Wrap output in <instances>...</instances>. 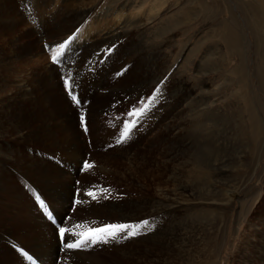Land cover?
<instances>
[{
	"label": "rangeland",
	"instance_id": "1",
	"mask_svg": "<svg viewBox=\"0 0 264 264\" xmlns=\"http://www.w3.org/2000/svg\"><path fill=\"white\" fill-rule=\"evenodd\" d=\"M43 1L48 2V5H37ZM59 1L3 0L4 10L7 8L6 13H10L12 18L9 19L10 15L2 16L4 24L7 22L9 26L3 25L0 28V97L6 99L7 96L15 95L22 79L28 83L26 91L32 88L38 90L40 85L37 79L41 80L39 75L42 68L48 64L58 69L56 71L59 73H55L58 78L55 77L54 81L50 79L48 86L41 85L46 91L29 95V101L27 96H17L14 104L10 102L7 106V100L3 104L7 108L11 104L13 108L10 109L14 114L19 113L18 105L29 110L27 119L30 116V119L35 120V126L38 131L44 132L43 135L47 131L50 136L60 135L56 141L44 136L43 142L39 140L38 143H31L30 138L21 144L23 146L15 142V149L21 153L17 159L27 162L60 158L61 161H70L68 155L74 149L79 152V146L72 147L70 153L66 152L68 148L65 147L63 132L58 133L57 128L49 131L45 127L48 123L57 125V122L61 123L63 120L52 108H57V104H60L59 108L62 105L66 108V104L70 103L75 112L80 139L78 141L84 154L74 167L78 169L73 189H77L74 192L76 195L74 194L70 213L56 218L50 203L45 199L46 192L45 195L30 192L27 187L30 183L26 181H19L16 190L9 193L0 192V235L4 238L0 241V264H84L80 261L73 262V258L68 262L63 261L65 254L76 252L92 256L105 252L104 255H98L102 257L100 260L114 264L113 258L121 260L123 256H119V253L124 254L125 251H130L131 256V260L122 259L127 264H264V0H71V4H85L93 13L82 20L80 27L77 26L71 34L64 36L65 40H43L38 36L39 33L46 31V34L52 35L51 24L54 22L50 13L64 12L67 8L68 4L65 5L64 0ZM28 15L30 18L25 20L24 17ZM136 18L140 22L138 27L126 23ZM39 21L45 22L43 30L29 35L27 32L34 24L40 25ZM84 27L92 28V33L94 30L118 28L119 32L130 35L106 44L102 50L86 58L82 65L75 63L79 62L78 56L83 54V48L80 51L70 50L64 56V62L53 63V49L68 40L69 36H77V40H80L84 32L79 30ZM32 42L36 46L30 55L23 47H32L29 45ZM76 46H79L78 42ZM143 63L146 71L149 69V73L154 75L148 80L146 71H140L146 78L139 100L136 96H130L132 100L113 96L109 99L100 98L99 96L106 94L107 89L105 92L104 89L89 92L86 98L79 99L84 95L83 92L87 94L89 90L87 86L82 87L80 79L75 82L79 86L75 85V89L80 91L79 95L74 90L80 101L77 105L64 85L67 73L72 71L73 79L76 73L82 78L89 74L87 84L93 87L96 80L105 77L102 69H107L112 73V80L105 82L106 86L116 84L128 88L126 82L118 79L125 72L127 75L137 72L136 68ZM112 76L117 77L115 81ZM53 84H58L57 89ZM157 88L161 90L157 94L158 99L132 130L131 139L125 143H117L125 121L131 127L132 120L137 116L134 109L142 107L141 102L147 103ZM51 92L55 94L51 98L46 97ZM33 106L36 107L35 110L30 108ZM0 111V116H4L7 110L0 108ZM130 111L133 112L131 117L128 116ZM52 112L54 113L51 115ZM81 114L85 117L83 125ZM4 119V130L15 123L11 119ZM43 124L45 125L42 126ZM172 138H181V141L184 139L185 144L173 151L170 142ZM126 154L131 155L127 157ZM128 158L132 159V164ZM85 161L94 167L85 169ZM9 166L2 167L7 170L8 177L22 175L23 170L19 167ZM8 177L6 180H9ZM80 184L85 185L84 193L91 190L98 196V199L93 200L81 191L84 195L82 197L89 199L88 205L110 204L132 198L144 199V204L152 205H157L159 199H164L170 207H164L151 215L152 208L144 206L143 217L136 219L137 222L123 223L124 220H120L122 224L128 223L127 225H138L147 220L148 227L154 225L151 231L143 228V234L135 237L122 239L117 243L112 241L108 244L100 243L99 246L82 247L76 249L81 252H73V249L63 247L58 227L64 226L79 233L107 223L121 224L117 222V216L113 218V210H110V214L100 212L106 220L104 217L101 219L98 213L90 216L84 214L80 216L79 222L71 224L74 211L80 210L79 204L83 201V198H79V188H76ZM183 188L186 192H183ZM101 189H108V192L101 194ZM175 190L177 191L174 192ZM18 192L26 195L32 193L29 197L30 204L25 209L36 207L34 212L30 214L15 206ZM77 200L81 203L77 204ZM40 201L45 203L57 223L48 218L40 207ZM171 203H174L173 206ZM39 214L52 225L57 235H46L43 231L37 232V229L34 232L31 229V221L37 219ZM77 224L80 225L79 228L74 227ZM5 234H9L8 237ZM49 236L52 239L57 236L53 242L58 245L56 247L54 244L59 249V255L53 261L48 258L47 251L36 254L31 251L36 242ZM158 237L163 239L158 240ZM140 239H144L143 244H139L142 242ZM121 245L124 246L121 248ZM114 249L119 250V255L112 252ZM137 253L138 256H135Z\"/></svg>",
	"mask_w": 264,
	"mask_h": 264
},
{
	"label": "bare ground",
	"instance_id": "2",
	"mask_svg": "<svg viewBox=\"0 0 264 264\" xmlns=\"http://www.w3.org/2000/svg\"><path fill=\"white\" fill-rule=\"evenodd\" d=\"M32 2V0H29V2ZM61 1V0H60ZM59 1V2H60ZM77 1V0H76ZM79 1V0H78ZM2 2L3 0H0V28L3 26V25H7L6 23L4 24V22L2 21V16L4 15H10L6 13V9L4 10V6L2 5ZM7 2V1H5ZM70 2H72L71 0H64L63 3H65V5H67V8H65L64 12L60 11V12H57V11H52L50 14H51V17H53V21L54 24H51V26L53 25L52 27V35H48L46 34V31L44 32H41L39 33L38 36H40L41 39L45 40V39H48V38H58L59 41L61 39L65 40L64 39V36H66L67 34H71V31L76 28L77 26H79L80 23H82L85 19H87V17L93 13L91 9L85 7L83 3L80 2V4H83V6H79V4L75 5L74 3L71 4ZM48 2L46 1H43V2H39L37 3V5H40V6H45ZM48 5V4H47ZM63 6V5H62ZM24 10V9H23ZM12 14V13H11ZM33 15V14H32ZM14 16V15H13ZM9 19L12 18V15L8 16ZM25 20H28V18H30V15L28 16H25L24 17ZM17 21H18V18H15ZM44 19V18H43ZM55 19V20H54ZM121 19V18H120ZM137 19V18H136ZM130 20V21H127L126 23L129 24V25H132V27H138V24L140 23L139 20ZM14 20V19H13ZM23 20V19H22ZM83 20V21H82ZM5 21V20H4ZM7 21V20H6ZM12 22V21H11ZM19 22V21H18ZM40 22V21H39ZM23 23V22H22ZM85 23V22H84ZM125 23V24H126ZM33 24V23H32ZM13 25V24H12ZM82 25V24H81ZM98 25V24H97ZM9 26V25H7ZM45 26V22H40V25L38 24H34V26L31 27L30 31L27 32L29 35L33 34L32 32H38V30H43V27ZM12 27V26H11ZM50 27V25H49ZM80 27V26H79ZM128 27V26H127ZM142 27V26H141ZM4 28V27H3ZM78 29V28H77ZM92 28L90 27H84L83 29H80L79 31L80 32H84L83 35L79 38L80 40H77V36L74 37V43L72 46H70V50H79L80 48H83V54L80 56H78L80 58L79 62L78 63H75L77 65H82V63L85 61L86 58H90L91 56H93V54L95 52H98L100 50H102V47L105 46L106 44L108 43H112V42H115V41H118V40H121L127 36H129L127 33H121L119 32L117 29L118 28H113V30H107V29H103V30H99V31H96L94 30L92 33ZM136 29V28H135ZM140 30V29H139ZM9 31V30H8ZM137 31V30H136ZM77 32V31H76ZM6 33V32H5ZM131 33V32H130ZM133 33V32H132ZM135 33V32H134ZM138 33V32H137ZM136 34V33H135ZM6 35V34H5ZM80 35V34H79ZM28 36V35H27ZM63 37V38H62ZM69 37H72V36H69ZM68 37V38H69ZM79 44V46L77 47L76 44ZM4 43V42H3ZM29 45H31L32 47H23V49L26 50V52L28 54H30L31 52H33L35 50V46H36V43L35 42H32V43H29ZM3 47V46H2ZM14 48V47H13ZM20 48V47H19ZM6 49V48H5ZM18 49V48H16ZM20 50V49H19ZM81 50V51H82ZM80 51V50H79ZM78 51V52H79ZM15 53V52H14ZM22 53V52H20ZM140 53V52H139ZM12 54V53H11ZM25 55V54H24ZM31 55V54H30ZM33 55V54H32ZM13 56V55H12ZM20 56V55H19ZM73 56V55H72ZM76 56V55H75ZM135 56V55H134ZM21 57V56H20ZM71 57V56H70ZM17 58V57H16ZM23 58V57H22ZM64 58V57H63ZM25 59V58H24ZM20 60V59H19ZM33 60V59H32ZM75 61V60H74ZM78 61V60H77ZM30 62V61H28ZM64 62V61H63ZM73 62V61H72ZM146 62V61H145ZM32 63V62H31ZM24 64V63H23ZM26 64V63H25ZM148 64V63H147ZM146 64V65H147ZM130 65V63H129ZM144 63L143 64H140L136 69L138 70L137 72H133L132 74H125L123 75V77L121 79H118V80H122V82H126L127 83V87L128 88H125V87H119L118 85H112V86H106L105 85V82H108V81H111L112 78H110V74L112 75V73H109L107 69H102V73L105 75V77H101V79L99 78L98 80H96L94 83H93V87H89V84H87V80H88V75L89 74H85L84 78L81 77V75L79 73H76L75 75V82H77L78 80L81 79V84H82V87H85L87 86V88H89L87 94L84 93L83 91V94L81 97L82 98H79V99H84L86 98V96L89 94V92H94L95 90H100V89H104V92L106 91L105 89H107L106 91V94H102V95H105V96H99L100 98H105V99H109L111 98L112 96L117 98V99H120L122 97H127L129 100H132L130 99V96L131 97H134L136 96L137 97V100H139L138 96L141 94L142 90H143V87H144V78L141 74H140V71H146V69L144 68ZM78 67V66H77ZM132 67V66H131ZM130 67V68H131ZM148 68V66H146ZM54 68V67H53ZM52 67H50L48 64L45 65L42 70H41V73L39 75V77L41 78V80H44V81H41V80H38L37 79V82L38 84L40 85L38 87V90L36 89H31V90H28L26 91V88H27V85L28 83L25 82L23 79L20 81V85H19V89L16 90L15 92V95H10V96H7L6 99H3V97L1 96L0 97V108L1 109H6V113L4 116H0L1 120H0V192H4V193H9L11 192L12 190H14L16 188V185H19V181H26L27 183H30L28 184L29 186H27L29 188V191L30 192H33L34 191V194H35V191L38 192V193H42L45 195V192H46V200L50 203L49 205H51L52 207V211L54 212V214L56 215V218H60L63 214L65 213H70V209L71 207L73 206V199H74V194L76 193L74 189L75 185H74V180H76L77 176H78V173H77V170L74 169L76 165V163L78 164V161L80 159V161L82 160V155L84 156V154H82L83 150L81 148V145L79 143L78 139L79 135H78V130L76 128V118H74L75 116V112H73V107L70 105V103L66 104V108L62 107L59 108L60 104H57L59 105L57 108H52V110L56 112V114L62 116L61 118H63V120L59 121V123L57 122V125H52L50 123H46L47 127L46 129L47 130H53L54 128H57L59 129L57 132H63L62 135H64V139L66 138L65 140V144H66V148H68L66 150V152L70 153L71 150H73L72 147H75L77 148V146H79V152L76 151L74 149L73 152H71L69 156L70 158V161H61V158L60 160H50V161H44L42 159H36L35 160H32V161H25L23 162L22 160H18L17 157L18 156H21V153L20 151L16 150L15 149V145L14 143H19L20 145L23 144L24 142H27V140L30 138L31 139V143H38V141H42V138L47 137L51 140H54L56 141L57 137L60 136V135H52L50 136V134H48L46 132L45 135H43V133L41 131H38V127L35 126V120L33 121L32 119H30V116L29 118L27 119L28 117V111L29 110H26L25 108H22L20 105L17 106V108L19 109V113H13L11 111L10 108H13L11 107V104H14L16 102V98L17 96L19 97H22V98H25L27 96L28 100H31L29 98V95H32V94H35L36 92L38 91H46L45 90V87L44 86H41V85H46L48 86V84L50 83V79L51 81H54L55 80V77H56V74L59 73L57 72L56 70L58 69H53ZM72 68V67H71ZM128 68V67H127ZM154 68V67H153ZM126 69V68H125ZM74 70V69H73ZM130 70V69H129ZM128 70V71H129ZM149 70V69H148ZM146 71V74H147V79L151 76L154 75V73H149V71ZM40 71H34V73H38ZM57 72V73H56ZM72 72V71H71ZM99 72V71H98ZM112 72V71H110ZM115 72V71H114ZM56 73V74H55ZM145 73V72H143ZM28 74H31V73H28ZM27 74V75H28ZM38 75V74H37ZM141 75V76H140ZM26 76V75H25ZM141 77L140 80L138 79V77ZM21 77V76H20ZM113 77V76H112ZM120 78V76H118ZM58 78V77H56ZM98 78V77H97ZM117 78V77H116ZM115 77H113V81H115L116 79ZM94 80V79H93ZM149 80V79H148ZM4 81V80H3ZM35 81V80H34ZM92 81V79H91ZM33 82V81H32ZM31 82V83H32ZM36 82V83H37ZM3 83V82H2ZM30 83V82H29ZM80 83V82H79ZM4 84V83H3ZM86 84V85H85ZM107 84V83H106ZM58 85V84H57ZM57 85H54V87H56L57 89ZM75 85H77L75 83ZM106 87H105V86ZM125 85V83H124ZM31 86V85H30ZM61 86V85H60ZM59 86V87H60ZM78 86V85H77ZM120 86H121V83H120ZM33 87L35 88V86L33 85ZM79 87V86H78ZM1 88V87H0ZM47 88V87H46ZM76 88V86H75ZM55 91H58L56 90ZM76 90V89H75ZM86 90V88H85ZM78 91L77 95H79L80 91L79 90H76V92ZM87 91V90H86ZM1 92V91H0ZM48 93V92H47ZM54 93V92H53ZM53 93L51 92L50 94H47L46 97H52L53 96ZM59 93V92H58ZM75 93V92H74ZM43 94V93H42ZM55 94V93H54ZM76 94V93H75ZM62 95V94H61ZM33 96V95H32ZM39 96V95H37ZM41 96V95H40ZM59 96V95H58ZM57 96V97H58ZM16 97V98H15ZM36 97V96H35ZM45 97V96H44ZM50 97V98H51ZM56 97V96H55ZM5 98V97H4ZM37 98V97H36ZM54 98V97H53ZM59 98V97H58ZM67 98V97H66ZM91 98V97H90ZM45 99V98H44ZM43 99V101H45ZM48 99V98H47ZM57 99V98H56ZM7 100V101H6ZM15 100V101H13ZM25 100V99H23ZM40 100V99H39ZM51 100V99H49ZM53 100V99H52ZM55 100V99H54ZM86 100V99H85ZM128 100V102H129ZM6 101V104L7 106L9 105V103L11 102L9 108H7L5 106V103ZM20 101V100H19ZM22 101V100H21ZM36 101V100H35ZM41 101V100H40ZM65 101V100H64ZM103 101V99H102ZM134 101V100H133ZM52 102V101H51ZM57 102V101H55ZM41 103V102H40ZM39 103V104H40ZM59 103V102H58ZM61 103V102H60ZM136 103V102H135ZM24 104V103H23ZM29 103H27L28 105ZM34 104V103H33ZM37 105V103H35ZM47 105L49 103H46ZM56 105V104H54ZM15 106V105H14ZM42 106H45V105H42ZM49 106V105H48ZM34 107V108H33ZM33 107H30L31 109L35 110L36 107L33 106ZM46 107V106H45ZM44 107V109H45ZM180 107V106H179ZM29 108V107H28ZM40 108V107H39ZM47 108V107H46ZM51 108V107H50ZM69 108V110H68ZM49 109V108H47ZM114 109V108H113ZM15 110V109H14ZM46 111V110H45ZM69 111L71 112V114H68ZM93 111H95V109H93ZM97 111V110H96ZM1 112V111H0ZM30 112V111H29ZM38 112V111H37ZM42 112V110H41ZM44 112V111H43ZM42 112V113H43ZM54 112L50 113L51 115L53 114ZM33 114V113H31ZM30 114V115H31ZM45 115V114H44ZM57 115V116H58ZM33 117V115H32ZM56 117V116H55ZM54 117V119H55ZM4 118H6L7 120L11 119L13 120V125H8V127L6 128L7 130H4L5 129V125L4 124ZM48 118H50L48 116ZM58 118V117H57ZM65 118V119H64ZM42 119V118H41ZM51 119V118H50ZM49 119V120H50ZM59 119V118H58ZM57 119V120H58ZM44 120H45V117H44ZM61 120V119H60ZM46 121V120H45ZM45 121H42V122H45ZM55 121V120H54ZM12 124V123H11ZM45 124H43L42 126H44ZM41 129V128H40ZM45 129V130H46ZM97 129V128H96ZM44 131V130H43ZM51 133V132H50ZM97 134V133H96ZM8 136V138H6ZM9 136L11 138H9ZM14 137V138H12ZM62 137V136H61ZM96 137V136H95ZM171 138V137H170ZM183 138V137H182ZM63 139V138H62ZM30 141V140H29ZM39 141V142H40ZM184 139H182L181 141V138H172V140L170 141L171 142V145H172V148L171 150H177V148H179V146L181 147V145L185 144L184 143ZM81 142V141H80ZM169 143V141H168ZM56 144V143H55ZM57 144H58V141H57ZM56 144V145H57ZM17 145V144H16ZM28 145V144H27ZM30 145V144H29ZM64 145V144H63ZM188 145V144H187ZM23 146V145H21ZM20 146V147H21ZM61 146V145H60ZM19 147V148H20ZM62 147V146H61ZM50 148V147H49ZM53 148V147H52ZM56 148H60V147H56ZM28 149V148H26ZM61 149V148H60ZM64 149V148H62ZM77 149V150H78ZM180 149V148H179ZM16 150V152H15ZM35 151V149H33ZM58 150V149H57ZM184 150V148L182 149ZM26 151V150H25ZM29 151V150H28ZM172 151V152H173ZM31 152V149L30 151ZM28 152V153H29ZM123 152V151H122ZM127 152V151H125ZM26 153V152H25ZM27 153V154H28ZM16 154V155H15ZM24 154V153H23ZM26 154V156H27ZM40 154V153H39ZM31 155V154H30ZM35 155V154H34ZM42 155V154H41ZM65 155V154H64ZM127 155V154H126ZM131 154H128V156H130ZM29 157V156H28ZM126 157V159H127ZM134 157V156H133ZM57 158V157H56ZM132 158V157H131ZM131 158H128L129 162H131L132 164V159ZM23 159V158H22ZM33 159V158H32ZM135 159V158H134ZM26 160V158H25ZM46 160V159H45ZM65 160V159H64ZM109 161V160H108ZM137 163V162H136ZM5 165H10L9 167H12L14 168V166H17L19 167L21 170H23L22 172V175L20 177H12L10 175V177H8V173L6 172L7 170H3L2 167L5 166ZM102 167V166H101ZM6 168V167H5ZM11 169V168H10ZM102 169V168H101ZM73 170V171H72ZM95 170V169H94ZM103 170V169H102ZM13 171H16V170H13ZM18 171V170H17ZM101 171V170H100ZM19 172V171H18ZM17 172V173H18ZM72 172V173H71ZM105 172H107V170H105ZM110 172H113V171H110ZM109 172V173H110ZM100 173V172H99ZM108 173V175H110ZM115 173V172H114ZM112 173V174H114ZM11 174V173H10ZM96 174V173H95ZM102 175H105V174H102ZM115 175V174H114ZM112 175V176H114ZM8 177L9 180H6V178ZM144 177V176H143ZM108 179V178H107ZM114 179V178H113ZM176 179V178H175ZM174 179V180H175ZM78 182V181H77ZM23 183V182H22ZM79 184V183H78ZM77 185V184H76ZM25 186V185H24ZM182 186V185H181ZM142 187V186H141ZM178 187V186H177ZM186 187V186H185ZM76 188H79L80 190V193L81 191L83 192L84 189H85V185L84 184H80L78 187ZM182 189V188H181ZM16 190V189H15ZM20 190V189H19ZM143 190V189H142ZM179 190V189H178ZM177 190H175L174 192H176ZM180 191V190H179ZM186 192V190H184L183 188V192ZM75 192V193H74ZM14 193H16L14 191ZM19 193V197H17L16 199L18 201H16V207H21L23 209V211H25L26 209V206H28L30 204V198L31 197L30 195H26L22 192H18ZM22 193V195H21ZM84 193V192H83ZM12 194V193H11ZM33 194V195H34ZM48 195V196H47ZM76 195V194H75ZM78 195V194H77ZM85 195V194H84ZM82 193L81 195L79 194V198L81 197V199L83 198L82 196H84ZM161 195V194H160ZM43 196V195H42ZM41 196V197H42ZM142 196V195H140ZM77 197V196H76ZM129 197V196H128ZM160 197V196H159ZM171 198V197H170ZM8 199V198H7ZM22 199V200H21ZM23 199H25L26 201H23ZM87 200H85L83 198V201L81 204H79V209L80 210H76L74 211L75 214L73 215V220L72 222L70 221L71 224H74L75 222H79L80 221V216L81 215H95V213H98L99 217H104L105 219V216L103 214H101L100 212L102 213H108L110 214V210L112 212V210L115 212L113 218H115L116 216L118 217L117 219H119V221H117L118 223H121L122 222L120 220H124V222H132V221H135L136 219H139L141 217H143V213H144V206H150V208H152V212L150 213L152 215V213L154 212H157L159 210H163L164 207H167L169 205H166L167 203H165L164 199L163 200H160L157 202V205H152L151 203H145L144 204V199L143 200H133L132 198H130L129 200L127 199L126 201H122V200H119V201H115L113 203H108V204H102V205H96V204H92V203H89L90 205H88L87 202H89V199L86 197ZM166 200V199H165ZM166 201H170V200H166ZM6 202V201H5ZM25 202V203H24ZM32 202V201H31ZM36 204V203H35ZM78 204V203H77ZM174 204V203H173ZM173 204L171 203L170 205L173 206ZM178 205H181L180 203H178ZM177 206V205H176ZM185 206V205H183ZM170 207V206H169ZM186 207V206H185ZM193 207V206H192ZM35 210H36V207H34ZM34 208L33 206L30 207L29 210H26L27 213H30V212H34ZM77 208V207H76ZM74 209V208H73ZM147 210V209H146ZM149 210V209H148ZM147 210V211H148ZM151 210V209H150ZM150 212V211H149ZM39 213V212H38ZM17 214V213H16ZM31 214V213H30ZM107 214V215H108ZM149 215V214H148ZM29 216V215H28ZM88 216V217H89ZM3 217V216H2ZM66 217V216H65ZM112 217V216H111ZM62 218V217H61ZM84 218V217H82ZM14 219V218H13ZM92 219V218H91ZM96 219V217H95ZM102 219V218H101ZM112 219V218H111ZM84 220V219H83ZM87 220V219H85ZM106 220V219H105ZM109 220V219H108ZM113 220V219H112ZM56 223H57V220H55ZM32 223V228L31 229H34V232L35 230H39L37 232H40V231H43L44 234L48 235V234H56L55 231L53 230L52 228V225H50L47 220L45 221V219L39 214L37 216V219L35 220H32L31 221ZM51 222V221H50ZM69 222V221H68ZM83 222V221H82ZM137 222V220H136ZM139 222V220H138ZM26 223V222H25ZM52 223V222H51ZM69 223V224H70ZM84 223V222H83ZM111 223H116L115 221H111ZM135 223V222H134ZM53 224V223H52ZM65 224V223H64ZM109 224V223H107ZM128 224V223H127ZM61 225V224H60ZM55 226V225H54ZM50 228V230H49ZM89 228V227H88ZM55 229V227H54ZM51 231V232H49ZM28 232V231H26ZM6 235V234H5ZM4 235V236H5ZM9 234H7L6 236L8 237ZM30 235V234H29ZM36 235V233H35ZM57 235V234H56ZM163 235V234H162ZM169 235V234H168ZM15 236V235H14ZM166 236V234H165ZM172 236V235H171ZM6 237V238H7ZM27 237V236H26ZM38 237V236H37ZM41 237H42V234H41ZM57 236H54L53 239L49 236V238L47 237L46 239L44 240H39L40 242H36L34 245H33V249L31 251H34V253L36 254L37 252L39 251H44L46 252L47 251V256L48 258L53 259L55 257H57L59 254L57 252V248H55V241L53 242L54 239H56ZM5 238V242H7V239ZM34 239V237H32ZM39 238V237H38ZM161 238V237H160ZM166 238V237H165ZM174 238V237H173ZM11 239V238H10ZM27 239V238H26ZM157 239V238H156ZM163 239V238H161ZM159 239L158 237V240H161ZM3 241L4 238H2V234L0 235V241ZM37 240V238H36ZM48 240V242H47ZM157 240V241H158ZM170 240V239H169ZM140 242L139 244H143L144 243V239H140ZM154 241V240H153ZM31 242V240H30ZM35 242V241H33ZM47 242V243H46ZM155 242V241H154ZM160 242V241H159ZM163 242V241H162ZM161 242V243H162ZM166 242V241H165ZM164 242V243H165ZM169 242V241H167ZM17 243V242H16ZM32 243V242H31ZM117 243V242H116ZM115 243V245H116ZM150 243V242H149ZM174 243V242H173ZM55 244V245H54ZM58 244V243H57ZM159 244V243H158ZM102 245V244H101ZM112 245V244H111ZM170 245V244H169ZM58 245H56L57 247ZM99 246V244H98ZM113 246V245H112ZM122 246L124 245H121V248ZM171 246V245H170ZM169 246V247H170ZM109 247V246H108ZM107 247V248H108ZM114 247V246H113ZM117 247V246H116ZM120 247V245H119ZM130 247V246H129ZM167 247V246H166ZM104 248V247H103ZM81 249V248H79ZM78 249V250H79ZM99 249V248H98ZM106 249V248H105ZM111 249V248H109ZM76 249H73L72 251L73 252H76L78 251ZM90 250V249H89ZM181 250V249H180ZM104 251V250H103ZM102 251V252H103ZM121 251V250H120ZM172 251V250H171ZM11 252V251H10ZM71 252V251H69ZM81 252V251H78V253ZM87 252V251H86ZM96 252V251H95ZM94 252V253H95ZM98 252V251H97ZM100 252V250H99ZM109 252V251H108ZM113 253L115 254H118L119 250L117 249H114L112 250ZM123 252V250H122ZM41 253V252H40ZM77 253V252H76ZM70 254V255H67L65 254V256L62 257L63 261L65 262H68L69 260H71V258H73L72 260H74L73 262L75 261H80L84 264H92V262L94 263H98V264H107L105 263V261L102 259V261L100 260L102 257H98V255L100 254H96L95 256H92L90 254ZM105 253V252H103ZM102 253V254H103ZM101 254V255H102ZM120 254V255H119ZM118 255L119 256H123L124 260H129L131 258V256L129 255L130 254V251H125L124 254L123 253H119ZM139 253H137L135 256H138ZM167 254V253H166ZM100 255V256H101ZM104 255V254H103ZM108 255V254H107ZM106 255V256H107ZM117 255V256H118ZM129 255V257H128ZM185 255V254H183ZM111 256H113V254H111ZM182 256V255H181ZM189 256V255H188ZM10 258V257H9ZM105 258V257H104ZM109 258V257H108ZM111 258V257H110ZM122 258V259H123ZM127 258V259H126ZM191 258V257H190ZM107 259V258H106ZM112 259V258H111ZM118 260V259H114L113 258V263L114 264H127V261L124 262V260ZM131 260V259H130ZM135 260V259H134ZM189 260V259H187ZM107 261V260H106ZM20 262V261H18ZM17 262V263H18ZM70 263V262H69ZM134 263V262H133ZM197 263V262H196ZM66 264V263H65ZM71 264V263H70ZM192 264V263H191Z\"/></svg>",
	"mask_w": 264,
	"mask_h": 264
},
{
	"label": "snow or ice",
	"instance_id": "3",
	"mask_svg": "<svg viewBox=\"0 0 264 264\" xmlns=\"http://www.w3.org/2000/svg\"><path fill=\"white\" fill-rule=\"evenodd\" d=\"M73 40H74V37H69L68 40L60 43L59 45L56 46L55 49H53L54 54L51 57L53 63L63 62V57L67 54L68 51H70V45H71V42H73ZM46 47L48 46L46 45ZM64 85L71 99L77 105H79L80 101L78 100L77 96L74 94L75 80L73 79L71 72L67 73V76L64 79ZM160 91H161L160 88H157L153 96L148 98L147 103L141 102L142 107L134 109V112L137 113V116L135 119L132 120L131 127L129 126L128 121H125L124 126L120 133V137L117 140V143H125L127 142V140L131 139L132 130L139 123L140 119H142L147 114L151 106L158 99L157 94L160 93ZM128 116L129 117L133 116V112L130 111L128 113ZM80 120L83 125L85 123V117L83 114H81ZM85 131H87L86 127H85ZM92 167H94L92 164L85 161L84 163L85 169H91ZM105 192H108V189L100 190L101 194ZM84 194L87 196H90L93 200L98 199V196L94 194L91 190H89L88 192ZM104 198L107 199V196H104ZM80 202L81 201L79 200L76 201V203H80ZM40 207L45 211L48 218L52 220L53 222H55L54 216L52 215L51 212L48 211V208L43 201H40ZM148 226H149V221L145 220L141 222V224H138V225L106 224L102 227H92V228H89L87 232H79V233L72 232L68 228L64 226H60L58 227V234H59L61 243L65 249H79L82 247H92L100 243L108 244L112 241L119 242L122 239H128L130 237H135L139 234H143L142 232L143 228H148V230L151 231L152 227H154V225H152V227H148ZM74 227L79 228L80 225L77 224V225H74ZM73 237H76V238L73 239Z\"/></svg>",
	"mask_w": 264,
	"mask_h": 264
}]
</instances>
